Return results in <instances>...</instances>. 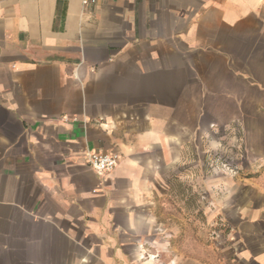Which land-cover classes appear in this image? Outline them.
I'll return each mask as SVG.
<instances>
[{"label":"crops","instance_id":"0c3cea01","mask_svg":"<svg viewBox=\"0 0 264 264\" xmlns=\"http://www.w3.org/2000/svg\"><path fill=\"white\" fill-rule=\"evenodd\" d=\"M213 162L264 177V0H0V264H214L170 199ZM230 207L264 264V188Z\"/></svg>","mask_w":264,"mask_h":264},{"label":"rangeland","instance_id":"374dc122","mask_svg":"<svg viewBox=\"0 0 264 264\" xmlns=\"http://www.w3.org/2000/svg\"><path fill=\"white\" fill-rule=\"evenodd\" d=\"M207 167H209L210 172L206 182V189L210 191V197L206 199L203 197L204 182L183 181L178 187L190 190V193H186L185 196L179 198L170 199L180 200L181 204L190 203L191 205H197L199 210L197 211V220L202 222V224L206 222L208 229L211 226L210 234L206 241L207 253L213 259L214 264H220L223 261L235 259L238 251L235 214L230 215L229 213L226 215L222 210L227 208V206H232L230 209L233 208L243 190H251L254 187L263 189L264 177L255 181H240L236 176L220 169L215 162ZM253 176V173L249 174V177ZM256 177H259V175L257 174ZM250 201H253V197ZM204 204H206L207 208L211 207V217L210 213L207 212L205 216L204 211L199 209ZM210 221L212 222L211 225H209Z\"/></svg>","mask_w":264,"mask_h":264},{"label":"built area","instance_id":"2783aa9c","mask_svg":"<svg viewBox=\"0 0 264 264\" xmlns=\"http://www.w3.org/2000/svg\"><path fill=\"white\" fill-rule=\"evenodd\" d=\"M98 0H82L84 5H94ZM89 166L101 177L112 172L119 163V156L114 152L91 151L88 155Z\"/></svg>","mask_w":264,"mask_h":264}]
</instances>
